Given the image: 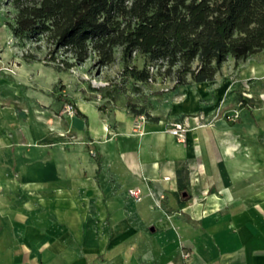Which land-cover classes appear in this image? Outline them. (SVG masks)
Returning a JSON list of instances; mask_svg holds the SVG:
<instances>
[{
	"label": "crops",
	"instance_id": "0c3cea01",
	"mask_svg": "<svg viewBox=\"0 0 264 264\" xmlns=\"http://www.w3.org/2000/svg\"><path fill=\"white\" fill-rule=\"evenodd\" d=\"M261 66L222 64L139 113L95 96L76 104L96 160L85 174L29 150L18 177L28 190L0 191V264H264V105H242L239 86ZM173 122L186 126L180 139Z\"/></svg>",
	"mask_w": 264,
	"mask_h": 264
},
{
	"label": "trees",
	"instance_id": "16d2710c",
	"mask_svg": "<svg viewBox=\"0 0 264 264\" xmlns=\"http://www.w3.org/2000/svg\"><path fill=\"white\" fill-rule=\"evenodd\" d=\"M12 5V34L44 37L46 62L59 71L73 65L61 55L82 63L94 53L96 63L105 65L120 48L132 78L168 77L173 89L212 80L229 56L244 60L264 48V0H12ZM134 54L144 58L141 69L129 64ZM105 95L114 99L115 90ZM247 101L241 98L242 105ZM74 114L83 115L77 107Z\"/></svg>",
	"mask_w": 264,
	"mask_h": 264
},
{
	"label": "rangeland",
	"instance_id": "374dc122",
	"mask_svg": "<svg viewBox=\"0 0 264 264\" xmlns=\"http://www.w3.org/2000/svg\"><path fill=\"white\" fill-rule=\"evenodd\" d=\"M15 14L12 0H0V138H6L12 151L4 160L6 172L0 169V179L5 180L4 184L0 182V191L8 190L11 195L14 191L28 190V184L18 179L24 165L19 162H28L31 149L37 150V164L46 163L44 149H47L48 157L53 155V163L59 168L62 159L70 170L84 164L87 173L96 156L90 148V138L72 122L76 104L95 96L96 103L106 108L126 104L131 112L138 111L147 106L153 94L166 92L174 84L170 78L158 75L148 82L136 81L124 70L120 48L114 49L113 62L105 65L96 63L94 53L82 63L61 55L73 65L59 71L56 64L46 62L48 47L44 37L19 38L12 34L8 24L14 22ZM29 55L33 56L31 61L26 60ZM143 61L141 55L134 54L129 64L141 69ZM256 62L262 65L260 71H253L239 86L243 98L262 107L264 48L244 60L236 61L229 56L223 64L232 74L234 64L247 67ZM151 70L155 72L156 68ZM111 90H115L112 102L105 95ZM236 98L238 103L240 100Z\"/></svg>",
	"mask_w": 264,
	"mask_h": 264
},
{
	"label": "built area",
	"instance_id": "2783aa9c",
	"mask_svg": "<svg viewBox=\"0 0 264 264\" xmlns=\"http://www.w3.org/2000/svg\"><path fill=\"white\" fill-rule=\"evenodd\" d=\"M70 107L73 108V106H70ZM238 117H239V113L237 111L228 115L229 119H234V118L236 119ZM185 130H186L185 124H183L181 122H173V123H171V125L168 129V132L171 135L180 139L182 137L183 133L185 132ZM127 194L130 198H132L133 201H140L142 198V192L139 188L129 189ZM182 255L184 258H188L190 253L187 251H183Z\"/></svg>",
	"mask_w": 264,
	"mask_h": 264
}]
</instances>
